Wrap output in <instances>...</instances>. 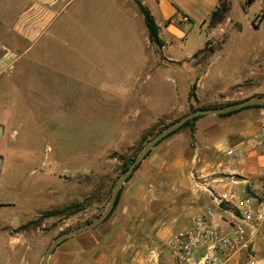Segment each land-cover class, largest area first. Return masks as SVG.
Wrapping results in <instances>:
<instances>
[{"label": "rangeland", "instance_id": "rangeland-1", "mask_svg": "<svg viewBox=\"0 0 264 264\" xmlns=\"http://www.w3.org/2000/svg\"><path fill=\"white\" fill-rule=\"evenodd\" d=\"M138 2L155 9L154 0H75L29 53L15 46L0 20V125L5 128L0 264H40L58 236L94 223L109 205L124 161L137 157L192 108L264 92V0H230L223 22L206 26L210 37L204 47L205 34L193 32L161 50L149 40ZM167 36L163 29L160 37ZM201 48L215 55L196 65L192 55ZM259 54L260 69L243 82ZM194 84L196 98H190ZM198 88L204 92L199 96ZM196 122L149 153L122 187L108 219L128 222L123 216H132L125 225H131L133 236L126 239L147 252L158 248L170 257L173 237L213 207L193 200L196 194L212 196L202 185L212 176V157L199 160ZM185 157L190 187L167 169ZM221 175L220 183L232 177ZM242 179L234 176L235 182ZM237 191L240 187L234 193L240 196ZM231 198L217 199L228 203ZM222 203L213 208L231 217ZM108 220L63 242L48 264H102V226ZM234 258L238 264H264V252L257 248Z\"/></svg>", "mask_w": 264, "mask_h": 264}, {"label": "crops", "instance_id": "crops-1", "mask_svg": "<svg viewBox=\"0 0 264 264\" xmlns=\"http://www.w3.org/2000/svg\"><path fill=\"white\" fill-rule=\"evenodd\" d=\"M74 1L0 0V20L9 27L8 30L16 43L15 46L29 53L57 26ZM219 4L220 0H154L155 9L150 11L160 26V32H163L164 29L165 34L168 35V40L161 38L165 44L163 48L177 46L178 41L187 40L193 32L205 34L204 47L210 37L205 28L209 26L210 17ZM158 15L161 18V23L156 18ZM182 18L188 19V22H182ZM260 28L261 26L258 29ZM236 30L241 32L238 28ZM8 51H12V49L8 47ZM192 56L188 57V60ZM260 56L259 54L253 58L247 66L250 71L248 78L243 82L248 81L254 71L260 69L261 63L264 62L263 60L258 63ZM166 59L169 58L166 57ZM241 84L236 85L240 86ZM197 91L199 96L202 91L199 88ZM253 92L251 95L253 97L264 95L263 90ZM232 99H235V96ZM196 141L201 146L199 160L205 162L207 157H212L213 164L210 165L213 168L210 171L212 176L208 183L202 185L207 189L211 188L210 192L213 197L209 194H199L200 196L196 194L193 198L194 202L202 200L203 204L216 209L218 196L232 197L238 187L241 191L237 192L241 195L244 194V191L264 188V108H252L228 117L204 116L196 122ZM232 150L235 152L229 155V151ZM188 167V160L185 157L182 163L172 162L167 169L174 173L178 172L179 177L186 180L189 178ZM221 173H227L232 177H227L226 181L221 180L220 183ZM236 174L242 175V181H234ZM186 184L188 187L191 186L187 180ZM220 211L216 210L217 221L227 217ZM193 213H195V209H193ZM193 213L190 212L188 215ZM123 217H126L128 222L108 220L102 226V264H168L171 261V253L169 257L167 251L162 252L164 250L153 248L147 252L145 248L142 250L140 245H137L136 242L133 243L131 239L128 241L126 237L133 236L130 232L133 230L130 228L131 225L126 226L125 224L132 220V216ZM256 248L263 253L264 242H259ZM162 253L164 256L160 257ZM238 263L239 260L236 258H232L228 262V264Z\"/></svg>", "mask_w": 264, "mask_h": 264}, {"label": "built area", "instance_id": "built-area-1", "mask_svg": "<svg viewBox=\"0 0 264 264\" xmlns=\"http://www.w3.org/2000/svg\"><path fill=\"white\" fill-rule=\"evenodd\" d=\"M235 150L229 151V155ZM224 200H217V206ZM231 217L217 221V213L208 207L171 241L168 264H226L237 254L255 251L264 242V188L244 191L227 199ZM221 222V223H220Z\"/></svg>", "mask_w": 264, "mask_h": 264}, {"label": "water", "instance_id": "water-1", "mask_svg": "<svg viewBox=\"0 0 264 264\" xmlns=\"http://www.w3.org/2000/svg\"><path fill=\"white\" fill-rule=\"evenodd\" d=\"M257 105H264V95L255 96L252 98H248L245 100H242L240 102H237L235 104H230L223 107L218 108H207V109H197L194 110L187 115L183 116L182 118L178 119L174 123L168 125L166 128H164L162 131H160L155 137H153L149 143L143 148L141 153L137 156L135 161L132 163V165L122 174L120 179L118 180L111 200L109 202V205L105 212L92 224L81 226L78 228H75L73 230H70L68 232H65L58 236L48 247L46 253L43 256V259L40 264H48L49 259L53 252L56 250L58 246H60L63 242L68 240L69 238L84 233L86 231L92 230L100 226L109 216V214L112 212V210L115 207L116 201L118 199V195L120 193V190L124 186V184L127 182L128 178L135 172L137 167L143 162V160L148 156V154L165 138H167L172 133L176 132L178 129H180L184 124H186L188 121L193 120L197 117L201 116H211V115H223L229 112H234L237 110H241L246 107L250 106H257ZM5 128L4 126L0 125V139L4 136ZM3 163L4 160L0 158V178L2 175L3 170Z\"/></svg>", "mask_w": 264, "mask_h": 264}, {"label": "trees", "instance_id": "trees-1", "mask_svg": "<svg viewBox=\"0 0 264 264\" xmlns=\"http://www.w3.org/2000/svg\"><path fill=\"white\" fill-rule=\"evenodd\" d=\"M138 5H139L140 10H141V12H142V14L144 16V21H145V24H146V28H147V31H148V37H149L150 42L152 44H155L161 50L164 47L165 44H164L163 40L160 37V26L156 22V20H155L154 16L152 15L150 9L146 8L141 2H138ZM229 11H230V0H220L219 6L217 7V9L213 12V14L210 17L209 26L212 28V27H215L216 25L220 24L221 22H223V20L225 19L226 14ZM212 53H213L212 51H210V52L207 51V48H204L202 50H199L197 53H195L193 55V59L195 60L194 63L196 65H201V63H203V62H207L210 59ZM202 55H205L203 57L202 61L201 62H197L196 61L197 58H199ZM196 88H197V85L194 84L193 87H192V91L190 93V98H196V93H195L196 92ZM237 102H240V101L227 102V103H224V104L212 105V106H202L200 108H203V109H207V108H218V107H223V106H227V105H230V104H235ZM200 108H198V109H200ZM252 108H264V105L250 106V107H246V108H243L241 110L234 111V112H229V113H226V114H223V115H220V116H222V117H228V116H232L234 114H237V113H239L241 111L248 110V109H252ZM194 110H197V109L192 108V111H194ZM202 117H204V116L197 117V118H195L193 120L188 121L186 124H184L177 131H179V130H181L183 128H186V127L193 126V124L197 120H199L200 118H202ZM176 132H174V133H176ZM174 133H172L168 137L172 136ZM164 140H162L161 142H163ZM136 158L137 157H133V158H129L126 161H124L123 166H122L123 167V173L132 165V163L135 161ZM139 167H140V165L137 167V169ZM129 179H130V177L128 178V180ZM122 191H123V189L120 190V193L118 195V199L116 201L115 207L112 210V212L109 214V216H108V218L106 220H108L111 217V215L113 214L114 210L117 208V206L119 204V201H120V198H121ZM222 206H224V207L227 206L228 208H230L229 204L228 203H225V202L222 203ZM60 212H53V213H51V215H57V213H60Z\"/></svg>", "mask_w": 264, "mask_h": 264}]
</instances>
